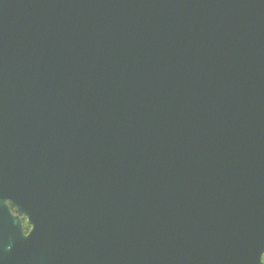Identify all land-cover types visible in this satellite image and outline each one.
Wrapping results in <instances>:
<instances>
[{"label":"water","instance_id":"obj_1","mask_svg":"<svg viewBox=\"0 0 264 264\" xmlns=\"http://www.w3.org/2000/svg\"><path fill=\"white\" fill-rule=\"evenodd\" d=\"M7 203L51 264H264V0H0Z\"/></svg>","mask_w":264,"mask_h":264},{"label":"flooded vegetation","instance_id":"obj_2","mask_svg":"<svg viewBox=\"0 0 264 264\" xmlns=\"http://www.w3.org/2000/svg\"><path fill=\"white\" fill-rule=\"evenodd\" d=\"M9 212H0V264H51L52 236L38 227V222L19 213L9 203ZM45 247L46 250L42 251ZM45 258L46 260H43Z\"/></svg>","mask_w":264,"mask_h":264}]
</instances>
